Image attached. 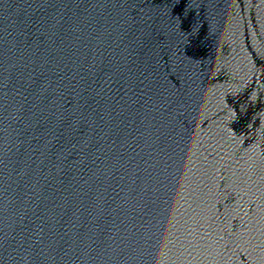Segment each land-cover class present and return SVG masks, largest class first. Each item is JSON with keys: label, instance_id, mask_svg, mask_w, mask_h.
<instances>
[{"label": "water", "instance_id": "1", "mask_svg": "<svg viewBox=\"0 0 264 264\" xmlns=\"http://www.w3.org/2000/svg\"><path fill=\"white\" fill-rule=\"evenodd\" d=\"M0 264H264V0H0Z\"/></svg>", "mask_w": 264, "mask_h": 264}]
</instances>
